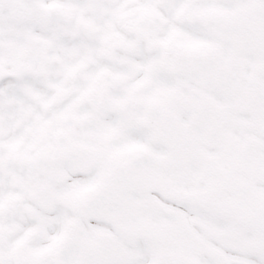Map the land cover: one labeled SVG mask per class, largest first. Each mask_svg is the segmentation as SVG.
Listing matches in <instances>:
<instances>
[{
    "label": "snow or ice",
    "instance_id": "6c2138e0",
    "mask_svg": "<svg viewBox=\"0 0 264 264\" xmlns=\"http://www.w3.org/2000/svg\"><path fill=\"white\" fill-rule=\"evenodd\" d=\"M0 264H264V0H0Z\"/></svg>",
    "mask_w": 264,
    "mask_h": 264
}]
</instances>
